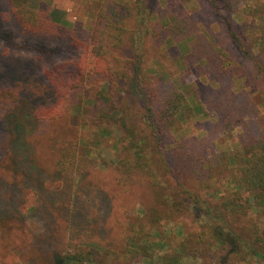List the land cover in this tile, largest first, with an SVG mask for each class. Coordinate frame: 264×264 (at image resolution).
<instances>
[{
	"label": "trees",
	"instance_id": "1",
	"mask_svg": "<svg viewBox=\"0 0 264 264\" xmlns=\"http://www.w3.org/2000/svg\"><path fill=\"white\" fill-rule=\"evenodd\" d=\"M118 1L98 3V26L88 39H83L48 13L34 8L32 0H4L24 34L67 39L81 53L74 63L78 72L49 87L46 103L38 105L34 120L49 122L69 118L73 94L98 91L103 83L113 92L120 85L127 100L140 107L137 121L141 126L122 106L102 108L92 117L82 116L84 125L92 121H110L125 129L120 138L118 163L111 168L115 186L124 194L144 189L146 195L140 204L147 226L155 228L164 221L173 222L191 215L199 225V230L188 233L171 255L160 256L155 263L184 264L183 257H188L191 264H264V139L261 135L252 138L250 125L258 111L251 109L250 98L243 92L234 94L221 72L212 75V71L223 64V58L216 52V36L208 40L200 33L198 20L183 8L182 0H134L123 6ZM199 1L208 6L215 20L221 23L223 32L229 34L244 56L252 58L254 47L263 46V36L252 38V31L248 35L246 22L239 13L240 0ZM162 6L170 23L165 31L172 42V51L189 62L197 58L202 72L219 83L218 89L212 90L205 101L209 115L223 112L232 117L236 113L242 121L244 137L249 139L244 140L241 148L216 149V139L211 136L202 139L185 136L184 123L179 117L181 108L188 103L185 93L176 88L171 78L161 77V84H155L152 75L157 71L147 65L150 20ZM2 16L0 7V25ZM240 23L242 29L236 30ZM186 42L189 48L184 46ZM221 47L229 52L227 47ZM4 95L8 101H16L19 92L8 90ZM239 97L246 100L239 102ZM120 113L123 115L119 116ZM226 128L235 129L231 123H227ZM78 132L76 128L73 132L56 133L49 140L55 171L61 175L82 168ZM173 159L193 179L192 187L178 177L180 173L171 164ZM222 179L230 181L235 190L214 204L202 199L195 188V184H207L206 187L211 188ZM25 202L30 209H35L34 195L27 197ZM147 226L144 222L132 228L129 224L123 226L115 249L102 245L101 239H70L53 263L129 264L147 259L151 249ZM100 251L107 258L105 262L98 256Z\"/></svg>",
	"mask_w": 264,
	"mask_h": 264
},
{
	"label": "rangeland",
	"instance_id": "2",
	"mask_svg": "<svg viewBox=\"0 0 264 264\" xmlns=\"http://www.w3.org/2000/svg\"><path fill=\"white\" fill-rule=\"evenodd\" d=\"M100 1L32 0L31 3L81 38L88 39L99 23ZM240 1L239 13L246 22L248 35L249 31H254L250 34L252 38L264 37V0ZM133 2L119 0L118 4ZM182 2L183 8L198 20L200 33L208 40L216 36V52L223 58V64L212 71V75L221 72L234 94L243 92L250 98L251 109L258 111L256 115L254 112L255 118L250 124L252 138L261 135L264 139V43L254 47L252 58H248L231 41L229 34L223 32L221 23L215 20L206 4L199 0ZM0 7L4 15L0 25V264H54L53 260L64 252L65 242L70 239H101L102 245L115 249L123 226L129 224L132 228L142 222L147 226L140 204L146 194L142 188L124 194L115 186L111 168L118 163L120 138L125 129L110 121L84 125L82 116L92 117L102 108L122 106L141 126L137 121L140 107L127 100L120 85L112 92L103 83L98 91L73 94L69 118L35 121V110L46 103L49 87L78 72L74 63L81 53L67 39L24 34L4 0H0ZM163 10L164 6L151 16L147 65L150 67L151 63L157 71L152 75L156 85L161 84V77L171 78L176 88L185 93L188 103L181 108L179 116L184 123L183 134L197 139L211 136L216 139V149L241 148L244 140L249 139L244 137L242 121L236 113L232 117L223 112L209 115L205 101L212 90L218 89L219 83L202 72L197 58L189 62L172 51V42L165 31L170 23ZM238 25L236 30H241L242 24ZM221 46L227 47L229 52ZM154 59L159 62L152 63ZM8 90L19 92L16 101L7 100L4 94ZM242 99L246 100L239 97V102ZM227 123L233 124L235 129L229 131ZM76 128L79 129L82 168L61 175L55 171L49 140L56 133L73 132ZM171 162L180 173L178 177L192 187L193 179L187 176L186 169L175 159ZM206 185L195 184V188L210 204L235 190L227 179L219 180L211 188ZM30 195L36 198L34 210L25 202ZM198 230L199 225L192 215L173 222L164 221L155 228L148 225L150 256L129 264H156L158 257L171 255L188 233ZM99 254L100 260L105 262L106 256L101 251ZM183 259L191 264L188 257Z\"/></svg>",
	"mask_w": 264,
	"mask_h": 264
},
{
	"label": "crops",
	"instance_id": "3",
	"mask_svg": "<svg viewBox=\"0 0 264 264\" xmlns=\"http://www.w3.org/2000/svg\"><path fill=\"white\" fill-rule=\"evenodd\" d=\"M184 46H186V47H188L189 48V42H186L185 44H184ZM153 62H157V61H152V63ZM150 66L153 68V66L151 65V63H150ZM155 69V68H154ZM245 85V82H243L242 83V86H244Z\"/></svg>",
	"mask_w": 264,
	"mask_h": 264
}]
</instances>
